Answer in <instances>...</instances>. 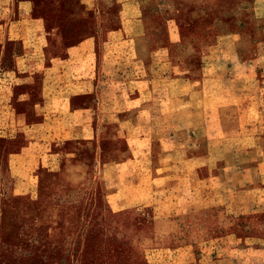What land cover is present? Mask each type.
Segmentation results:
<instances>
[{
    "label": "crops",
    "instance_id": "obj_1",
    "mask_svg": "<svg viewBox=\"0 0 264 264\" xmlns=\"http://www.w3.org/2000/svg\"><path fill=\"white\" fill-rule=\"evenodd\" d=\"M91 1L92 33L81 37L66 39L60 23L42 21L39 34L11 38L16 21L1 23V208L32 218L57 239L77 233L86 211L85 203L59 197L89 182L119 209L167 192L177 169L179 191L194 186L202 194L196 211L208 199L230 225L242 217L253 225L251 210L264 205L261 66L219 76L251 59L237 35L220 34L217 11L197 6L202 0H190L189 10L187 0ZM251 7L264 36V0H251ZM171 48L182 55L181 75L172 71ZM193 63L200 65L196 74L187 68ZM70 68L82 71L69 75Z\"/></svg>",
    "mask_w": 264,
    "mask_h": 264
},
{
    "label": "rangeland",
    "instance_id": "obj_2",
    "mask_svg": "<svg viewBox=\"0 0 264 264\" xmlns=\"http://www.w3.org/2000/svg\"><path fill=\"white\" fill-rule=\"evenodd\" d=\"M192 4L187 0L184 9H191ZM197 4L217 11L220 34L228 31L237 35L251 59L245 68L241 66L232 74L223 67L219 76L255 73L259 66L264 71V44L260 50L256 47L264 42V36L258 32L259 20L252 14L251 0H202ZM93 6L91 0H0V38L1 23L9 19L11 25L16 21L15 28L11 27V38L15 33L19 38L39 34L37 29L42 21L60 23L66 39L91 34L89 29L95 22ZM191 34L182 37L186 39ZM11 48L10 45L8 59L12 56ZM170 55L172 71L181 75L186 69L180 63L182 55L173 48ZM20 61L22 70H28V63ZM187 68L193 74L200 71L196 63ZM81 71L70 68L68 72L78 75ZM202 71L210 74L211 68L206 66ZM69 88L66 83L62 92ZM8 96L7 91H2L5 100ZM7 111L9 114L10 110ZM174 172L176 176L167 192L165 187L159 194L119 209L108 207L101 191L93 192L89 182L77 193L59 197L60 203H85L86 211L77 233L57 239H51L45 227L34 226L32 218L17 216L13 209L3 210L4 192L0 190V264H264V205L251 210L253 225L244 224L248 217H235L237 222L230 225L229 218H222L225 214L221 216L210 209L208 199V207H198L196 211L194 207L197 202L201 205L202 194H196L194 186L186 194L179 191L184 186L179 183V171ZM242 199L241 194L234 198L240 203ZM246 211L234 210V216Z\"/></svg>",
    "mask_w": 264,
    "mask_h": 264
}]
</instances>
